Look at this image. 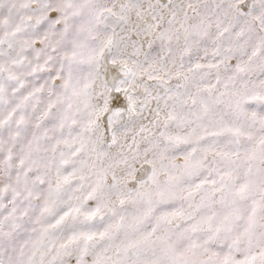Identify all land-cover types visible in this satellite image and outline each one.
<instances>
[{"label":"snow or ice","instance_id":"snow-or-ice-1","mask_svg":"<svg viewBox=\"0 0 264 264\" xmlns=\"http://www.w3.org/2000/svg\"><path fill=\"white\" fill-rule=\"evenodd\" d=\"M0 264H264V0H0Z\"/></svg>","mask_w":264,"mask_h":264}]
</instances>
